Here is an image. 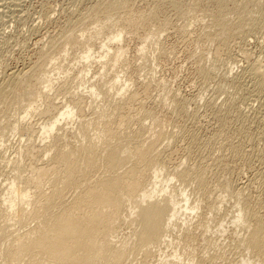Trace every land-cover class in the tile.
Returning a JSON list of instances; mask_svg holds the SVG:
<instances>
[{
  "label": "rangeland",
  "instance_id": "obj_1",
  "mask_svg": "<svg viewBox=\"0 0 264 264\" xmlns=\"http://www.w3.org/2000/svg\"><path fill=\"white\" fill-rule=\"evenodd\" d=\"M102 1L0 0L1 225L14 219L8 207L1 204V194L9 181L5 182L6 179L15 174V154L25 138L14 125L27 110L29 96L36 97L45 91L42 66L48 67L54 89L47 94L55 97L56 103L66 98L57 90L63 81L68 83V89L70 86L68 94L71 96L83 89L79 84L100 82L99 74L107 73L104 79L113 75L121 78L120 85L110 90L113 97L123 86L124 95L136 93L139 96L130 112L142 117L146 139L150 135L152 138L158 129L165 133L176 132L173 140H165L170 145H163L164 141L159 146V149L172 151L171 164L188 168L208 161L210 197L201 201L191 219L185 216L183 222L179 216L173 244L167 249L168 253L177 250L179 256H183V262L175 261L176 264H187L185 260L210 264L209 257L215 264H239L242 256L256 264L250 251L240 244L242 228L233 224L237 197L242 196L227 187L230 183L248 184L243 193L264 200V120L258 119L261 106L254 91L231 87L229 78L240 75L253 64L264 68V0H225L222 6L218 0H104L110 6L98 15L93 13L92 7ZM219 8L222 12L216 13ZM103 23L106 24L97 39L91 37L94 29ZM120 30L121 40H113ZM68 35L89 41L95 53L87 62L81 59L84 44H73ZM108 41L111 52L99 62L97 52L102 42ZM115 60L116 67L112 65ZM13 69L20 77L13 84L7 83L9 73L15 72ZM48 101L44 95L35 103L39 112L33 109L27 123L48 120L44 115L41 117L40 112ZM86 106L84 118L105 108L103 101L91 93L87 95ZM143 112L150 116L144 117ZM65 128L68 130L67 126ZM71 130L73 126L68 131ZM192 138L197 143L191 145L193 148H189V144L186 148ZM34 142L41 144L38 138ZM234 146L240 149L238 157L231 151ZM168 172L165 170V178ZM170 185L177 190L181 187L176 179ZM191 187H188L190 206L195 205ZM202 213L205 218L199 222L198 216ZM31 225L21 222L9 227L14 232L1 243ZM128 230L122 225L117 228V234L126 235Z\"/></svg>",
  "mask_w": 264,
  "mask_h": 264
},
{
  "label": "bare ground",
  "instance_id": "obj_2",
  "mask_svg": "<svg viewBox=\"0 0 264 264\" xmlns=\"http://www.w3.org/2000/svg\"><path fill=\"white\" fill-rule=\"evenodd\" d=\"M103 1L91 8L93 13L98 15L110 6L108 1ZM225 3V0H218L220 6ZM221 12L222 8L216 10V13ZM105 24L98 25L91 37L99 36ZM71 36L68 35L67 38L73 44H84L85 50L81 59L87 62L95 50L88 40L80 38L81 35ZM122 36L120 30L113 40L119 41ZM111 42H102L100 51L97 52L99 62L109 56ZM144 49L142 47L141 51ZM50 64L52 66L53 62ZM117 64L115 60L112 65L116 67ZM243 71L240 75L229 78L231 87L254 91L253 95L260 100L261 106L258 119L264 120V68L260 64H253ZM16 72L8 74L7 83L13 84L20 77L19 72ZM42 72L46 79L43 88L45 91L36 97L29 96L27 110L14 125L25 138L24 144L19 145L20 148L18 147L15 154V174L6 179L5 182L9 180L7 184L3 182L5 191L1 194V204L8 207L7 210L11 211L14 219L3 225L0 221V246L3 245L0 264L183 262V256H179L177 250L172 251V254L167 249L173 244L179 216L183 218V222L185 216L191 219L199 210L197 207L201 201L210 197L207 159L188 168L181 167L183 164H171L169 156L172 151L168 153L162 148L159 149V146L165 140H173L176 132L165 133L158 129L154 131L152 138L150 135L146 139V124L142 117L137 116V112H130V107L138 95H124L122 90L125 86L116 92L118 96L113 97L110 93L113 87L120 85L119 76L113 75L104 79L107 73H100V82L95 80L88 85L83 82L79 86H83L84 90L74 92L71 96L68 94L70 86L68 89V83L63 81L57 90L58 93H64L66 98L56 103L55 97L51 98L47 94V91L54 88L46 65L42 66ZM147 84L148 82L144 85ZM89 93L97 95L105 108L90 118H84L86 115L83 112L87 108L86 98ZM42 95L49 101L40 109L41 117L44 115L48 120L39 124L35 122L38 124L35 127V123H27V119L35 109V103L43 98ZM181 110L183 111L182 108ZM143 115L150 116V113L143 112ZM215 115L218 119L219 115ZM135 124L136 127L133 128ZM222 124L224 126V122ZM66 126L68 130L73 126V131H68ZM54 130L61 133H54ZM35 138L40 140V145L35 144ZM188 142L186 148L188 144L189 148H193L195 145L192 144L197 143L193 138ZM167 144L169 142L163 145ZM231 151L238 157V146H234ZM165 170L169 171L166 178L163 176ZM216 177L215 175L213 179ZM175 179L181 186L178 190L170 185ZM246 185L230 183L227 187L235 195L242 196L237 197V215L233 217V224L242 228L240 244L250 251L256 264H264V200L260 196L244 194L243 190L248 187ZM189 186H192L190 191L194 196L195 205L192 206L188 194ZM204 218L205 214L202 213V216H198V221L202 222ZM21 222L32 225L4 244L1 243L3 238L13 234L14 229L9 227ZM122 225L129 232L118 236L117 228ZM185 262L195 264L193 260ZM208 262L215 264L212 257L208 258ZM239 264H251V260L242 256Z\"/></svg>",
  "mask_w": 264,
  "mask_h": 264
}]
</instances>
